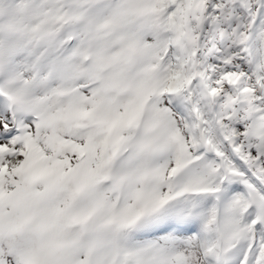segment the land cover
<instances>
[{
  "label": "snow or ice",
  "instance_id": "obj_1",
  "mask_svg": "<svg viewBox=\"0 0 264 264\" xmlns=\"http://www.w3.org/2000/svg\"><path fill=\"white\" fill-rule=\"evenodd\" d=\"M0 264H264V0H0Z\"/></svg>",
  "mask_w": 264,
  "mask_h": 264
}]
</instances>
